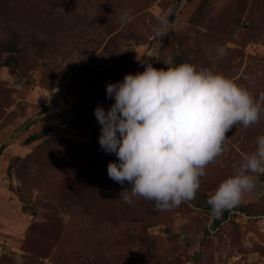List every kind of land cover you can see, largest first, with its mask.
<instances>
[{"label":"rangeland","instance_id":"rangeland-1","mask_svg":"<svg viewBox=\"0 0 264 264\" xmlns=\"http://www.w3.org/2000/svg\"><path fill=\"white\" fill-rule=\"evenodd\" d=\"M161 14L170 31L160 39ZM168 61L222 73L258 98L264 0H0V264H264V174L217 227L204 208L255 151L264 113L227 133L195 198L171 210L125 203L131 185L108 176L117 157L101 149L94 111L114 103L106 84Z\"/></svg>","mask_w":264,"mask_h":264},{"label":"clouds","instance_id":"clouds-1","mask_svg":"<svg viewBox=\"0 0 264 264\" xmlns=\"http://www.w3.org/2000/svg\"><path fill=\"white\" fill-rule=\"evenodd\" d=\"M131 19L130 9L120 16L122 23ZM153 31L160 39L168 35L166 15L157 17ZM216 53L224 58L227 49L218 46ZM166 64L165 70L148 63L143 72L106 84V97L114 103L107 111L99 105L94 110L100 147L117 157L107 165L108 176L131 185L120 196L129 205L136 198L154 201L158 211L194 199L208 165L225 152L227 133L237 124H257L264 113V92L254 97L222 73L189 62ZM233 169L207 200L216 218L256 190L264 174V135Z\"/></svg>","mask_w":264,"mask_h":264},{"label":"trees","instance_id":"trees-1","mask_svg":"<svg viewBox=\"0 0 264 264\" xmlns=\"http://www.w3.org/2000/svg\"><path fill=\"white\" fill-rule=\"evenodd\" d=\"M16 47H17V46H16L15 44H13V42H11V40H9L8 43L6 44L5 49H6L7 51L13 53V54H11V55L9 56V59H13V58H14V52L16 51ZM33 138H35V137H34V136L29 137V138H28V141L33 140ZM197 206H200V205L197 204ZM204 208H205L206 210L212 212V211H211V206H210L207 202L204 204ZM227 212H228V210H225V211L223 212V214H222L219 218L214 217V218H213V222H212V226H213V227H217L218 225H220V223L222 222V220L226 217ZM197 255H198V254H197ZM194 259H196V258H194Z\"/></svg>","mask_w":264,"mask_h":264},{"label":"water","instance_id":"water-1","mask_svg":"<svg viewBox=\"0 0 264 264\" xmlns=\"http://www.w3.org/2000/svg\"><path fill=\"white\" fill-rule=\"evenodd\" d=\"M177 6H178V3L175 4V6H174V10L177 8ZM174 10H173V12L171 13V16L174 15ZM87 118H89L88 115H80V116L76 115V116H73V117H72V120H74V121H82V120H85V119H87Z\"/></svg>","mask_w":264,"mask_h":264}]
</instances>
